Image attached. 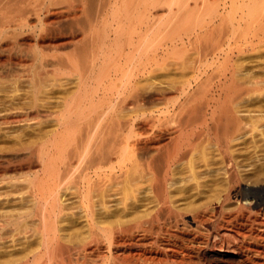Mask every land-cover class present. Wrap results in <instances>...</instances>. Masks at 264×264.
I'll use <instances>...</instances> for the list:
<instances>
[{
    "label": "bare ground",
    "instance_id": "bare-ground-1",
    "mask_svg": "<svg viewBox=\"0 0 264 264\" xmlns=\"http://www.w3.org/2000/svg\"><path fill=\"white\" fill-rule=\"evenodd\" d=\"M190 1L0 0V264H264V104L231 103L264 0ZM247 128L258 185L235 183ZM212 138L230 184L211 197L182 165Z\"/></svg>",
    "mask_w": 264,
    "mask_h": 264
},
{
    "label": "rangeland",
    "instance_id": "rangeland-1",
    "mask_svg": "<svg viewBox=\"0 0 264 264\" xmlns=\"http://www.w3.org/2000/svg\"><path fill=\"white\" fill-rule=\"evenodd\" d=\"M224 1L225 0H210L209 5L211 7L212 6L217 7V5L219 4L221 7L223 5ZM228 1H231V0H228ZM241 1L242 0H239L236 4L240 5ZM190 2L192 4L190 7H194L195 6L194 0H191ZM65 10H66V13L71 11L69 8H66ZM245 11H247V9H245ZM194 13H195V10H194ZM238 17H239V14L237 13L236 18H235L236 23L239 21L242 24V27L244 29H246V30L251 29L249 31L253 30V25L251 23V19L247 14H246V17L243 19H238ZM218 23H219V20L217 21V24ZM222 28H224V24L221 27L216 26L210 33L207 34V38L209 39L210 42H212V41L216 42L219 40L220 34L223 32ZM225 28L227 31H230L233 28V26L231 24H229ZM71 48H72V44L67 43V44L58 45L57 48L52 47V48H50L51 50L50 49H48V50L53 51V52L55 51V52L64 53V52H67L68 50H70ZM233 58H234V61L236 64V68H235L236 77L241 78V80H243V81H246L249 85H251L250 87L251 88L254 87V89H251L252 92L249 91V93H244L241 96H239L238 98L233 99V96H232V99L234 101L232 100L231 103L234 102V104H239V103L244 104L246 102V103H253L255 105L257 103L258 104H261V103L264 104V43L259 45L254 50H245L243 53H239L237 51L234 54ZM256 75L257 76L261 75V80H260L261 82H259L260 84H258V86H257V84L252 83L253 78ZM252 85H254V86H252ZM256 87H258V89ZM201 95L203 96L205 94L203 93ZM232 95H234V94H232ZM206 99H207V96L196 97L194 102L195 103H201L202 101H204ZM256 113L257 112H253V114H256ZM239 134H238L239 136H236L235 139L232 140L233 142L231 143V147L233 146L231 148V150L234 149L233 152H234V156L236 157L234 159H235V162H237L236 163V165H237L236 166V170H237L236 173H238V177L240 176L239 181L237 180V182L235 181V183H243V184H247V185H258L263 181V179H262L263 176L261 175L262 171H261L260 165H259V163L261 162L260 158H261L262 153H261V149L259 148V146H257L260 143H262V141L260 140L261 137L259 136V135H261V131L260 130L258 131V128H256V131H255V129L254 130H252V129L248 130V128H247L246 130L245 129L243 130V133H239ZM241 134H243V135H241ZM257 141H259V142H257ZM218 149L219 148H217V145L215 144V141L213 138L211 140L205 139V141L203 143L201 141V145L199 144L198 147L196 148V150L194 151V153L192 155V159L190 160L191 164L189 163V161H188V163H187V161H185L186 163L184 162L185 164L182 165L183 170L185 171L184 177L185 176L187 177V178L185 177L186 181L184 180L186 183L189 181V179H191V181L188 182L189 184H193V185L195 184L196 185V184H198V182L201 184L202 183H209L213 187H215V186L217 187V188L215 187L216 188L215 190H217V191H215L213 195H210L211 197L214 196L215 194H217L218 192H220V190L223 187H226L227 185L230 184V182H228L229 179L226 175L227 174L226 168H228V166H226L227 161L224 159L225 158L224 153ZM236 150H237V153L235 152ZM220 151H221L222 155L220 154ZM257 151L258 152L260 151V153H258ZM237 159H238V161H237ZM191 165L192 166L194 165V166L192 167ZM188 166L190 167V169L194 168L200 173L197 176L191 175L192 177H190V175H188V174H191V171H190ZM224 170L226 173L225 174L226 177H225V175H223ZM203 172L205 174H203ZM200 174H203V175H201V178H200ZM193 177H195L196 179ZM205 177H208V178H205ZM195 181H197V182H195ZM227 183H229V184H227ZM231 183H234V182H231ZM209 254H210L209 257H212V258L213 257H219L223 263H227V264L228 263L229 264L237 263L240 260L239 258L242 257V255L240 253L239 254L236 252L228 253L225 250H219L217 248L213 251H209Z\"/></svg>",
    "mask_w": 264,
    "mask_h": 264
}]
</instances>
